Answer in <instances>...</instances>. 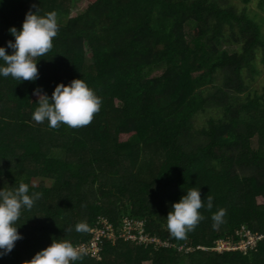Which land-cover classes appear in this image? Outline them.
Wrapping results in <instances>:
<instances>
[{
  "label": "trees",
  "instance_id": "trees-1",
  "mask_svg": "<svg viewBox=\"0 0 264 264\" xmlns=\"http://www.w3.org/2000/svg\"><path fill=\"white\" fill-rule=\"evenodd\" d=\"M0 0V45L27 11H55L52 48L37 58L33 81L0 77V186L19 182L39 193L21 209L14 242L0 264H23L51 239H90L97 216L115 238L73 264H264V17L234 0ZM246 4L251 0H243ZM264 11V0H256ZM199 43L190 44L185 26ZM233 46V51L226 47ZM2 63V62H0ZM81 78L101 98L80 128L36 123L33 90L51 97L57 82ZM198 188L202 219L184 239L166 229L171 203ZM262 198V202L258 201ZM225 215L214 226L211 215ZM124 217L168 245L118 237ZM83 222L86 231H75ZM242 227L260 235L247 250Z\"/></svg>",
  "mask_w": 264,
  "mask_h": 264
},
{
  "label": "clouds",
  "instance_id": "clouds-1",
  "mask_svg": "<svg viewBox=\"0 0 264 264\" xmlns=\"http://www.w3.org/2000/svg\"><path fill=\"white\" fill-rule=\"evenodd\" d=\"M59 25L57 14L48 11L37 14L27 11L19 30L10 26L7 31L13 37L6 40L5 46L0 45V77L11 76L14 80L33 81L38 76L37 58L45 56L52 48V40L57 35ZM37 95L36 107L31 112V120L36 123L47 121L50 128L64 124L70 128H80L88 125L93 115L100 109L101 98L96 95L81 78H73L68 83L57 82L51 97L33 90ZM39 193L29 191V185L19 182L15 187L0 186V254L10 251L14 242L21 239L17 231V220L21 209H31ZM211 196L202 201L198 188H189L177 201H173L166 215V229L176 239H184L202 219L198 211L202 206L212 208ZM225 215L223 208L217 209L211 220L215 225L222 222ZM83 222L75 225V231H86ZM84 255L83 249H78L68 240L51 239L45 247L33 253L23 264H73Z\"/></svg>",
  "mask_w": 264,
  "mask_h": 264
},
{
  "label": "built area",
  "instance_id": "built-area-1",
  "mask_svg": "<svg viewBox=\"0 0 264 264\" xmlns=\"http://www.w3.org/2000/svg\"><path fill=\"white\" fill-rule=\"evenodd\" d=\"M97 225L89 228V233L91 234L90 239L85 242L76 245L78 249H83L84 253L90 254L91 256L97 255L98 250L101 245V237H106L109 239H114L116 236L114 234V229L110 221L104 216H97ZM251 234L247 229L242 227L240 230L236 231V234H241V238L237 242H232L229 239H220L216 242L213 249L218 251L223 250H241L246 251L247 248L254 246L256 239H259L260 235H253V240H248V234ZM118 237L123 239H128L130 241H136L138 243H154L160 245H168L166 242L160 241L158 238L151 236L145 230V222L143 219H135L130 217H124L121 220V225L118 228Z\"/></svg>",
  "mask_w": 264,
  "mask_h": 264
},
{
  "label": "rangeland",
  "instance_id": "rangeland-1",
  "mask_svg": "<svg viewBox=\"0 0 264 264\" xmlns=\"http://www.w3.org/2000/svg\"><path fill=\"white\" fill-rule=\"evenodd\" d=\"M234 2L237 7H242L246 5L247 6L246 9L248 10V12L251 15H255L257 19L264 17V11L256 7V0H251L247 2L246 4L244 3L243 0H234ZM85 5H86L85 0H70V2L68 3V14L74 15L78 12H81L84 9ZM263 28H264V25H263ZM185 34L190 44L193 45V44L199 43V40L197 38L194 39V37L191 35V29L188 24L185 26ZM226 49H228V51H233L235 47L229 46V47H226ZM255 84L259 92L262 91V87H263V92H264V74L262 77H259L258 80H256ZM258 201L262 202L263 200L261 197H258ZM246 234L248 233L246 232ZM248 237H249L248 240L250 241L253 238V235L251 236L248 234Z\"/></svg>",
  "mask_w": 264,
  "mask_h": 264
}]
</instances>
